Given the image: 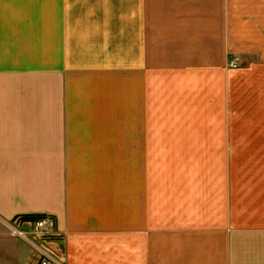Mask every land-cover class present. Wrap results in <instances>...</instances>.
Here are the masks:
<instances>
[{
	"label": "crops",
	"instance_id": "obj_1",
	"mask_svg": "<svg viewBox=\"0 0 264 264\" xmlns=\"http://www.w3.org/2000/svg\"><path fill=\"white\" fill-rule=\"evenodd\" d=\"M229 51L248 65L228 69ZM260 70L264 0H0V264H40L39 248L62 264H264V110L142 123L164 71L172 99L194 105L230 95V76L258 86ZM208 148L250 150L245 193L230 174L226 197L207 201L184 166ZM160 149L182 154L164 186ZM39 216L51 236L34 231ZM20 218L28 238L10 228Z\"/></svg>",
	"mask_w": 264,
	"mask_h": 264
},
{
	"label": "rangeland",
	"instance_id": "obj_2",
	"mask_svg": "<svg viewBox=\"0 0 264 264\" xmlns=\"http://www.w3.org/2000/svg\"><path fill=\"white\" fill-rule=\"evenodd\" d=\"M174 8V9H173ZM180 8L179 6H170V10L166 11L160 10L159 13V43L160 46H165L167 43V17H173L177 13V9ZM175 10V11H174ZM172 21V20H171ZM173 22V21H172ZM224 21L221 22V25L219 26V22H213L211 21V24L213 26V30H217V32H220L219 29H224ZM210 52H212L211 49H209ZM243 56L238 52L229 51L228 52V59H227V67L228 69H240L243 67H246L248 65L247 60L243 62L242 65V59ZM235 59H238L237 67H233L231 62ZM241 62V64H240ZM165 69V67H164ZM245 70V69H243ZM130 71V70H128ZM164 79L163 84H159L158 91V100L156 102V108H154L155 112L153 113V122L150 118V115H148V119L146 116L147 110L144 106L143 111V119L142 123H148L153 125H158L160 130H165L166 126L168 124L170 125H176V124H182L185 123L187 125L193 123L195 118L199 117L196 116L197 113L202 110L206 116L207 119H204L205 121H208L210 118L209 114H212L213 111H215V108H223L224 110H237V111H250L256 110L261 111L264 110V94H262V84H261V77L264 75L263 70H260L259 73L256 75L254 74V80L256 77H259L260 84L258 86L249 85L247 83V78L251 77L250 75L244 78L230 76L231 82H232V90L229 95V92L226 94L227 97L224 98L221 93H219V89L217 88L214 91L209 92L208 94L204 95H198V99L196 101V104L192 105L191 103L187 104H181L180 101L175 99H172L174 90L171 88V94L169 95V92L167 90L166 85V79H165V71L163 72ZM229 77V75H228ZM253 77V75H252ZM264 87V86H263ZM264 92V91H263ZM175 93V92H174ZM190 96V92L187 93ZM171 97V100H170ZM131 102H128V110L133 111V99L131 98ZM149 114H150V108H149ZM130 114V113H129ZM241 114V113H240ZM263 114V113H259ZM199 115V114H198ZM247 116H239L235 117V119L238 120H246ZM228 120L230 119L227 118ZM254 120H264V116H256L253 118ZM147 120V122H146ZM166 149H160V165L158 166L159 174H160V186L165 185V177L168 176L169 173H171L172 176H174L175 173L180 172L183 166L179 164H165L167 160H174L177 161V156H181L182 154L175 155L172 159H169L166 154ZM179 152H182L179 150ZM198 155V154H197ZM195 154L191 155V158L188 160H191L192 162L197 160L198 156ZM201 159H204L206 161L205 164H186L185 171L187 174H190L192 176L194 173H200L202 178V184L206 186L207 190V201L211 202L210 200L214 199V190L217 189H223V198L226 197V191L229 187L230 181L228 180V176L231 174H234L233 179L237 180L234 181L239 187L240 192L245 193L246 184L250 180V174L254 173L253 171H250V150H220V149H213L208 148L205 150V153H201L199 155ZM230 158H236V163L234 165H230L227 161L230 160ZM253 167V166H252ZM252 172V173H250ZM191 178V177H190ZM221 178V180H220ZM198 183V182H195ZM12 225V224H11ZM10 225V228H11ZM13 228H11L12 230ZM13 233L15 232L12 230ZM16 233V232H15ZM17 234V233H16ZM19 235V234H18ZM21 236V235H20ZM24 238H28V236H22Z\"/></svg>",
	"mask_w": 264,
	"mask_h": 264
},
{
	"label": "built area",
	"instance_id": "obj_3",
	"mask_svg": "<svg viewBox=\"0 0 264 264\" xmlns=\"http://www.w3.org/2000/svg\"><path fill=\"white\" fill-rule=\"evenodd\" d=\"M238 59H235L231 62L233 67H237ZM23 219H17L14 224L11 225L12 230H14L17 234L21 236H27L26 232L21 229V224L23 223ZM33 224V229L35 232H38L44 236H51L55 230V221L50 216H39L38 218L31 219ZM41 259L40 264H62L60 260L55 257L53 254L48 252L43 248H39Z\"/></svg>",
	"mask_w": 264,
	"mask_h": 264
}]
</instances>
